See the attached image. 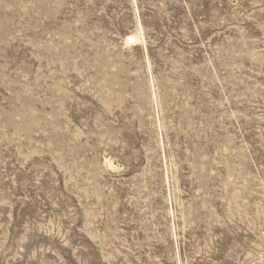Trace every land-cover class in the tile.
I'll list each match as a JSON object with an SVG mask.
<instances>
[{"label":"rangeland","instance_id":"1","mask_svg":"<svg viewBox=\"0 0 264 264\" xmlns=\"http://www.w3.org/2000/svg\"><path fill=\"white\" fill-rule=\"evenodd\" d=\"M0 264H264V0H0Z\"/></svg>","mask_w":264,"mask_h":264},{"label":"bare ground","instance_id":"2","mask_svg":"<svg viewBox=\"0 0 264 264\" xmlns=\"http://www.w3.org/2000/svg\"><path fill=\"white\" fill-rule=\"evenodd\" d=\"M133 1L136 2V0H133ZM137 27H138L139 30H141L140 32H142V30H143V29H142V24H141V22H140L139 19H138V21H137ZM143 35H144V34L139 33V31H138L137 34H129V35H127L125 41H126V43H127L128 45L131 44V43H134V44H140V43H143V45H145V38H144ZM147 61L149 62L148 57H147ZM149 66H150V65H149ZM149 68H150V67H149ZM151 83H152V87H153V89H154V80H153V79H152ZM154 97H155V95H154ZM155 100H156V97H155ZM107 165H108V167H110V168L113 167V164H112L110 161H107Z\"/></svg>","mask_w":264,"mask_h":264}]
</instances>
